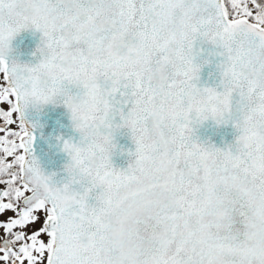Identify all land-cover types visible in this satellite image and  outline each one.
Returning a JSON list of instances; mask_svg holds the SVG:
<instances>
[{
  "label": "snow or ice",
  "instance_id": "obj_1",
  "mask_svg": "<svg viewBox=\"0 0 264 264\" xmlns=\"http://www.w3.org/2000/svg\"><path fill=\"white\" fill-rule=\"evenodd\" d=\"M33 27L47 54L21 63L12 40ZM203 44L222 57L215 87ZM0 75V264H264V0H0ZM58 94L81 134L62 184L25 100ZM210 118L233 144L195 136Z\"/></svg>",
  "mask_w": 264,
  "mask_h": 264
},
{
  "label": "water",
  "instance_id": "obj_2",
  "mask_svg": "<svg viewBox=\"0 0 264 264\" xmlns=\"http://www.w3.org/2000/svg\"><path fill=\"white\" fill-rule=\"evenodd\" d=\"M42 37L43 33L34 27L22 29L12 40L11 57L22 63H39L43 59L39 51ZM201 47L204 51L198 60L202 63L205 60L210 62L203 63L199 83L201 86L215 87L221 79L217 64L222 57L215 54L214 47L210 44H203ZM70 87L74 93L79 91L74 86ZM27 119L36 124L34 155L42 169L46 174L54 173L53 179L58 184L67 182L70 176L66 165L71 158L64 150V142H79L81 138L80 132L74 126L71 110L62 102L48 103L39 109H29ZM238 135L239 132L233 124H217L211 118L197 125L195 131V136L201 142L221 148L233 144ZM113 142L117 145L111 157L113 165L120 169L127 168L134 159L136 150L130 129H118Z\"/></svg>",
  "mask_w": 264,
  "mask_h": 264
},
{
  "label": "clouds",
  "instance_id": "obj_3",
  "mask_svg": "<svg viewBox=\"0 0 264 264\" xmlns=\"http://www.w3.org/2000/svg\"><path fill=\"white\" fill-rule=\"evenodd\" d=\"M39 51L41 52L43 57L47 54V50L43 44H41ZM25 100H26V106H27L28 110L29 109H39L40 107H42L43 105H46L48 103H60L63 100V95L58 94L56 97L53 98V101H50L48 103H44V102L38 100L37 98L31 96V95L27 96L25 98ZM113 145L114 146L111 149L112 155H113V152L115 151V149L117 147V145L114 142H113ZM111 161H112V159H111ZM66 171L68 172L69 176L73 175L76 172V169L73 166V162L71 159L69 160V162L66 165Z\"/></svg>",
  "mask_w": 264,
  "mask_h": 264
},
{
  "label": "flooded vegetation",
  "instance_id": "obj_4",
  "mask_svg": "<svg viewBox=\"0 0 264 264\" xmlns=\"http://www.w3.org/2000/svg\"><path fill=\"white\" fill-rule=\"evenodd\" d=\"M0 81H2V83H3L2 75H0ZM0 120H2V118H0ZM12 127L15 128L14 125Z\"/></svg>",
  "mask_w": 264,
  "mask_h": 264
},
{
  "label": "rangeland",
  "instance_id": "obj_5",
  "mask_svg": "<svg viewBox=\"0 0 264 264\" xmlns=\"http://www.w3.org/2000/svg\"><path fill=\"white\" fill-rule=\"evenodd\" d=\"M0 83H2V81H0ZM14 127H16V125H14Z\"/></svg>",
  "mask_w": 264,
  "mask_h": 264
}]
</instances>
